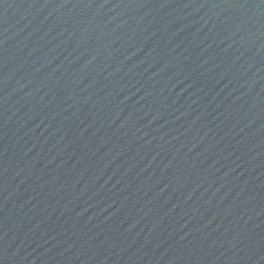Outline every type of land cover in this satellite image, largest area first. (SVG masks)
Masks as SVG:
<instances>
[{
	"label": "water",
	"instance_id": "1",
	"mask_svg": "<svg viewBox=\"0 0 264 264\" xmlns=\"http://www.w3.org/2000/svg\"><path fill=\"white\" fill-rule=\"evenodd\" d=\"M0 264H264V0H0Z\"/></svg>",
	"mask_w": 264,
	"mask_h": 264
}]
</instances>
